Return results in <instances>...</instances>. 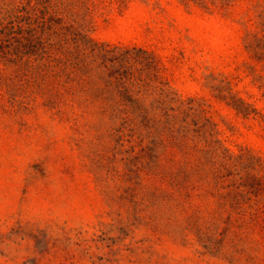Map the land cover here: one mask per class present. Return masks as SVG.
Here are the masks:
<instances>
[{"label": "rangeland", "instance_id": "374dc122", "mask_svg": "<svg viewBox=\"0 0 264 264\" xmlns=\"http://www.w3.org/2000/svg\"><path fill=\"white\" fill-rule=\"evenodd\" d=\"M20 1L0 0V18ZM52 4L128 61L107 92L96 61L71 117L45 105L36 65L0 63V264H264V230L222 222L240 176L247 206L264 199V0ZM133 101L156 118L184 102L196 137L181 150L168 133L117 132L107 107ZM206 133L241 157L232 176L208 161Z\"/></svg>", "mask_w": 264, "mask_h": 264}, {"label": "trees", "instance_id": "16d2710c", "mask_svg": "<svg viewBox=\"0 0 264 264\" xmlns=\"http://www.w3.org/2000/svg\"><path fill=\"white\" fill-rule=\"evenodd\" d=\"M84 31L83 23L65 21L52 0H22L0 18V63L18 66L17 69L36 65L44 73L43 76L52 79V83L44 87L45 105L56 109L55 114L71 117L81 106L77 102L80 93L92 90L96 84L91 67L96 61L101 60L97 68L102 69L101 73L106 76L101 92H107V87L113 84L115 88L121 86L120 69L128 61L127 57L109 56L112 51L105 49V44L88 37ZM139 58L135 55L133 61L144 63L145 59L138 61ZM127 92L128 89H125ZM135 104L136 101H133L128 110L118 109L119 104L107 107L110 116L122 120L117 132H122L125 124H132V130L139 128L150 134L168 133L174 139V145L181 150L186 149L190 133L196 137L189 126L182 123H186L187 111L190 110L184 102L170 107L161 118L150 116L148 110L138 112L139 107ZM236 108L246 116L250 114L247 108L240 105ZM181 113L185 115L182 122L179 121ZM203 140L208 161L216 167L220 177L232 176L234 169L241 164V157H236L221 142L214 140L213 134L206 133ZM238 180L231 212L222 221L224 230L263 231L264 199L247 206L252 201L250 185L243 176Z\"/></svg>", "mask_w": 264, "mask_h": 264}]
</instances>
